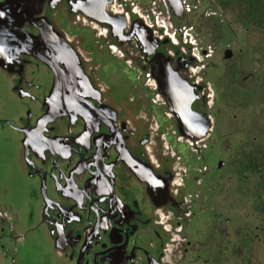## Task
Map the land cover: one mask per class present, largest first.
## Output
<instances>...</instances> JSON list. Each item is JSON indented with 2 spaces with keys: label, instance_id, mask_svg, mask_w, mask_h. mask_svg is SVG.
Here are the masks:
<instances>
[{
  "label": "flooded vegetation",
  "instance_id": "obj_1",
  "mask_svg": "<svg viewBox=\"0 0 264 264\" xmlns=\"http://www.w3.org/2000/svg\"><path fill=\"white\" fill-rule=\"evenodd\" d=\"M177 1L180 16L169 3ZM27 12L15 38L48 31L56 47L53 38L63 35L86 81L80 92L62 83L74 93L73 112L63 115L50 106L55 74L40 52L14 45L0 54V158L15 174L0 178L15 200L0 202L7 264H235V222L211 216L204 201L207 188L235 180V163L227 170L229 162L211 156L212 145L222 144L211 132L181 137L151 74L154 57L113 34L150 32L172 68L190 67L183 53L194 50L193 72L182 79L198 94L191 111L210 118L213 130L206 76L218 66L175 25L189 15L188 0H38ZM249 238L240 239L241 251Z\"/></svg>",
  "mask_w": 264,
  "mask_h": 264
},
{
  "label": "rangeland",
  "instance_id": "obj_2",
  "mask_svg": "<svg viewBox=\"0 0 264 264\" xmlns=\"http://www.w3.org/2000/svg\"><path fill=\"white\" fill-rule=\"evenodd\" d=\"M222 1L188 0L189 15L175 25L187 29L199 54L202 48L213 53L218 69L206 76L213 91L211 135L222 144H211L215 149L210 152L216 162L230 163L227 170L235 163V180L226 177L220 188L206 189V208L211 216L222 213L234 220L235 264H264V34L243 21L236 6L222 8ZM226 50L232 52L231 60L224 59ZM167 147L173 154L181 151L173 144ZM10 169L0 158V178L5 182L15 175ZM8 201L15 205L12 194L0 189V202ZM248 236L249 246L241 251L239 241ZM3 252L0 249V264H7ZM23 256L30 259L25 251Z\"/></svg>",
  "mask_w": 264,
  "mask_h": 264
},
{
  "label": "water",
  "instance_id": "obj_3",
  "mask_svg": "<svg viewBox=\"0 0 264 264\" xmlns=\"http://www.w3.org/2000/svg\"><path fill=\"white\" fill-rule=\"evenodd\" d=\"M36 1L38 0H7L5 4L0 6V54H6V50L14 45L20 46L22 50L32 49L40 52L39 55L35 56L40 58L55 74L49 99L52 102L50 106L52 108L57 107V111L60 108L63 111L66 110L63 115H70L67 113L71 110L73 112V99L71 97L74 93L69 95L68 92H63L67 88L62 83L64 81L68 82V84L73 83L74 88L79 91L82 89L81 85L86 81V76L82 67L75 60L77 57L73 59L75 56H73L72 48L67 44L65 37L61 35L57 39L53 38L52 43L60 44L56 47L51 44L50 35L52 32L48 31H44L36 38H30L29 40L15 38L14 29L23 25L26 20L31 19L27 11L31 6L35 5ZM169 3L174 14L180 16L179 2ZM140 32L141 35L139 36ZM140 32L136 30L125 34L122 30H117L113 34L117 33L116 35L119 36L120 41L124 39L131 43L133 50L135 47L137 49L142 47L144 50L142 52H147V56L154 57L151 63V74L158 83L171 114L177 118L181 137L191 138L196 136V140L206 139L212 130V122L210 118L191 111V105L194 98L198 97V94L195 93V86H190L186 80L182 79L185 75L193 72L192 64L198 59L193 53L194 50L190 54L183 53V58L190 60V67L183 66L181 62V64H177L172 68V59L157 52L161 42L154 38L151 40L152 34L148 31L142 30ZM169 41L172 44V51L169 52V55L174 59L173 47L177 46V41L172 39ZM231 58L232 52L230 50L225 51L224 59L230 60ZM176 67H180V69L178 70ZM187 67L189 70L185 69ZM78 91L77 95H74V99L77 100L74 101H77L80 105L81 100L85 99V97L84 94H80Z\"/></svg>",
  "mask_w": 264,
  "mask_h": 264
},
{
  "label": "trees",
  "instance_id": "obj_4",
  "mask_svg": "<svg viewBox=\"0 0 264 264\" xmlns=\"http://www.w3.org/2000/svg\"><path fill=\"white\" fill-rule=\"evenodd\" d=\"M220 4L225 9L236 6L242 20L255 25L264 34V0H223Z\"/></svg>",
  "mask_w": 264,
  "mask_h": 264
}]
</instances>
